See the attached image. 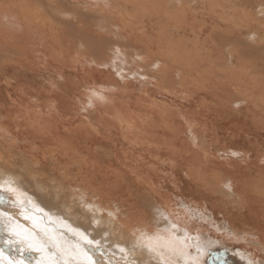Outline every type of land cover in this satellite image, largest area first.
Wrapping results in <instances>:
<instances>
[{
	"label": "bare ground",
	"instance_id": "bare-ground-1",
	"mask_svg": "<svg viewBox=\"0 0 264 264\" xmlns=\"http://www.w3.org/2000/svg\"><path fill=\"white\" fill-rule=\"evenodd\" d=\"M0 194L18 243L57 240L49 220L80 264H204L216 242L264 264V0H0Z\"/></svg>",
	"mask_w": 264,
	"mask_h": 264
},
{
	"label": "rangeland",
	"instance_id": "rangeland-1",
	"mask_svg": "<svg viewBox=\"0 0 264 264\" xmlns=\"http://www.w3.org/2000/svg\"><path fill=\"white\" fill-rule=\"evenodd\" d=\"M96 28H98L99 31L102 30V32H105L106 31V30L103 31V29H101L99 26L96 27ZM113 41L114 42H117L118 40L115 38ZM76 42H77V47L79 48V50H81V48H84L85 47L84 44L81 43V38L80 37H77L76 38ZM30 43L36 44V41L30 42ZM26 44H27V42H26ZM26 44L25 45L23 44L24 45L23 47H19V46H14L13 47V45L12 46H6L5 45V46H3V49L4 50L6 49L8 51H11V52L19 55L20 58L18 59V61L20 63H24L27 60L29 61V58H27V60H25V58L29 55V53L32 52L30 50V48L28 46H26ZM127 44H125L124 46H126ZM129 48H131V47H129ZM111 50L112 51H115V52L118 51L121 54L123 52V50L120 49V47H118V46H112ZM34 52L37 55H38V53H40L41 55H46L45 54V51H44V46L43 45L40 48L36 49ZM58 52H60V50ZM115 52H112L111 53V56H113ZM48 54H51V53H48ZM23 56H26V57H23ZM36 57L37 56L35 54H33L32 58H30V59H32L34 63H38L39 62L38 61L39 58H40V61L41 60H44V61H47L48 62V58L45 57V56H38V58H36ZM69 59H71V58H69ZM71 60L74 61V59H71ZM15 75L16 74L14 73V76ZM24 75L25 74H23V77H24ZM49 75H50L49 72L48 73H44L42 75V77H43V79L44 78L45 79H48ZM61 93L62 94H65V93H68V92L64 88L61 91ZM63 96H67V95H63ZM70 97L71 98L68 99V100H71L72 99V96H70ZM214 115H216V114H214ZM211 117H215V116H210L209 120L211 122L213 121L214 123L223 124L222 120L221 119H218V117H215V120H217V122L214 121L213 119H211ZM16 138H18V139L15 140L14 144H17L18 141L23 142V141L26 140V138H24L23 136H18ZM17 151H18V149H16V154H15V156H14L13 159H16V156H17V158H22V155L20 153L17 154ZM25 194H28V193L25 192ZM77 207L80 209V204H78ZM49 211H51V210H49ZM54 212H56V215H58V217H60L61 219H65L70 224L72 223V221L69 218H67V219L64 218L65 216H64V212L63 211L54 210ZM0 220L3 221V224L4 225H6V228H5V226H2L3 229H1V231H3V230H5V231H7V230L8 231H11V229H13V228H11L9 226V221L6 219V217H0ZM44 223L49 227V229H47L46 232L48 234H50V235L52 233L57 238V240H53L51 242L50 240L39 239V241H36L37 244L34 243L36 245H33V247H32V245H28V244L21 245L18 242L21 240L20 242L22 243V242H24V240H22L20 237L23 236V235H25L26 233L24 232V229H21L19 226H16L18 228H16V229L14 228L12 233L9 232V233H11V235L8 236V240L4 243V245L6 246V249H8V251L0 250V258H1L0 259V264H27V263L28 264H32V263H29L30 259H31L30 262L33 261V264H48V263L49 264H57V263L58 264H80V263H85L83 257H85V258L87 257L88 259L89 258L91 259V256H90L91 254L88 251H86L85 249H82L80 247L81 246V242L78 239H75L72 235L68 234L65 228H62L60 226L55 227L54 226L55 223H53V222H51L49 220L44 221ZM50 227L51 228L53 227V228L51 229ZM79 230H81L85 235H87L89 238H91V235L84 228L79 227ZM51 239H52V236H51ZM98 244L103 249H105V250L107 249V246H104V245H102L99 242H98ZM39 245H41V246L44 245L46 248H44V246H42L43 248H41V246H39ZM232 246L233 245H227V244L217 243V242L216 243H213L212 245H210L208 247L205 255L203 256V260L205 262L204 264H248L242 258V256L239 255V250H238L239 248L237 247V245H234L233 247ZM34 247L35 248L37 247V249L35 250ZM39 247L43 251H45V252L43 253L42 250ZM47 249H48V251H46ZM79 249H81V250H79ZM38 250L41 251V252H38ZM84 251H86V252H84ZM107 251H108V249H107ZM111 252H112V254H116L115 251H112L111 250ZM210 252L213 253L214 255L210 256L209 255ZM18 253H19V255H18ZM36 253L37 254H40V256L37 255ZM45 253L46 254L49 253L48 254V256H49V259L48 260H46L48 257L45 256L46 255ZM52 253L56 255L55 256L56 258L53 257L54 255ZM38 256L40 258H38ZM24 258L27 261H24ZM15 259H16V261H15ZM37 259L41 260L42 262L41 261L37 262L38 261ZM34 260H35L36 263L34 262Z\"/></svg>",
	"mask_w": 264,
	"mask_h": 264
},
{
	"label": "snow or ice",
	"instance_id": "snow-or-ice-1",
	"mask_svg": "<svg viewBox=\"0 0 264 264\" xmlns=\"http://www.w3.org/2000/svg\"><path fill=\"white\" fill-rule=\"evenodd\" d=\"M6 199H7L6 196L0 194V201L6 200ZM0 215H3V213H0ZM0 224H3V221L2 220H0ZM172 227L175 228L176 226L173 225ZM141 239L142 240L145 239V237H144L143 234H141ZM152 239L153 238H151V237L147 238V241L148 242L145 243L144 246L147 247L149 251L157 252V254L160 255L161 257H163V252L162 251H158V249H163V248L168 249L170 252H172L174 254L178 253L180 256L185 257V258L188 255L184 251V249L179 246V244L177 243V241L168 240V241H164L162 243H158L157 245H153L152 242H151ZM155 239L156 240H159V237H156ZM177 239H179V238H177ZM121 251H123V249H121ZM199 251H200V249L197 248V252H199ZM209 255L212 256L214 254L210 252Z\"/></svg>",
	"mask_w": 264,
	"mask_h": 264
}]
</instances>
